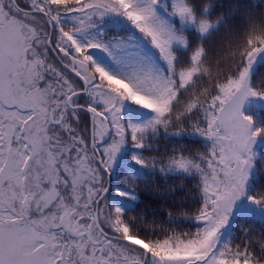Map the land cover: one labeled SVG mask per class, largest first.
I'll return each mask as SVG.
<instances>
[{"label": "snow or ice", "instance_id": "1", "mask_svg": "<svg viewBox=\"0 0 264 264\" xmlns=\"http://www.w3.org/2000/svg\"><path fill=\"white\" fill-rule=\"evenodd\" d=\"M253 102L264 0H0V264H264Z\"/></svg>", "mask_w": 264, "mask_h": 264}, {"label": "trees", "instance_id": "2", "mask_svg": "<svg viewBox=\"0 0 264 264\" xmlns=\"http://www.w3.org/2000/svg\"><path fill=\"white\" fill-rule=\"evenodd\" d=\"M247 114H251L256 116L258 119H261V122H264V113H261L260 115L257 114V112L254 111H246ZM177 143L180 141L177 140ZM184 143L189 144H195L200 145L203 143V140L200 138H194L191 136H185L183 138ZM144 175L148 177L149 181L151 180L153 176V172L150 170L145 169ZM157 179H161L159 175L157 174ZM168 181L170 184L173 185H179L181 182H183L184 187H178L176 195L172 197V200H175L177 196H184L186 193L190 194L187 197V203L185 204V207L188 205L196 206L200 203V199L198 196V190L193 186L197 182L196 177H190L186 176L182 173L176 174V175H169ZM162 182V181H161ZM258 189H264V183L258 182L256 180L253 181L250 192H255ZM115 193L113 192V196ZM147 199L146 197L144 198ZM125 211L132 213L133 215H140L142 212L144 213V222L146 224H152L156 227H168V228H176L178 230L186 228V227H194L195 221L188 220L186 218H180L176 221H170L168 219L167 213L160 211V212H153L151 208H149L143 200L140 202H132L130 204L124 205ZM157 255H170L171 250L170 249H164L161 248L159 251L156 252Z\"/></svg>", "mask_w": 264, "mask_h": 264}, {"label": "rangeland", "instance_id": "3", "mask_svg": "<svg viewBox=\"0 0 264 264\" xmlns=\"http://www.w3.org/2000/svg\"><path fill=\"white\" fill-rule=\"evenodd\" d=\"M108 23L111 24L112 21L109 20ZM246 111H254V112H257V109L255 108V102H253L252 105H250L248 108H246ZM186 136H187V135H186ZM191 137H194V138H200V137H197V136H191ZM200 139H202V138H200ZM261 144H264V138H262V140H261ZM254 180H255V179L250 180V182H249V188H248L249 191H250V189H251V186H252V183H253ZM245 203L247 204V202H245ZM251 211H253V212H258V210L255 209L254 207L251 208Z\"/></svg>", "mask_w": 264, "mask_h": 264}]
</instances>
